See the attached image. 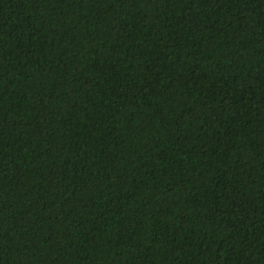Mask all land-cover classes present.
<instances>
[{"label": "trees", "instance_id": "1", "mask_svg": "<svg viewBox=\"0 0 264 264\" xmlns=\"http://www.w3.org/2000/svg\"><path fill=\"white\" fill-rule=\"evenodd\" d=\"M0 264H264V0H0Z\"/></svg>", "mask_w": 264, "mask_h": 264}]
</instances>
